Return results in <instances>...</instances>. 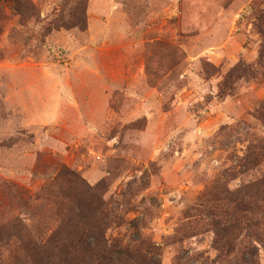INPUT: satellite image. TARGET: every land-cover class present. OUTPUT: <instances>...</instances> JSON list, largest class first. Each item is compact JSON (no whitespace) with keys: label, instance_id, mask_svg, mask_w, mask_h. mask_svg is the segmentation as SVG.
<instances>
[{"label":"rangeland","instance_id":"1","mask_svg":"<svg viewBox=\"0 0 264 264\" xmlns=\"http://www.w3.org/2000/svg\"><path fill=\"white\" fill-rule=\"evenodd\" d=\"M259 139L264 0H0V224L19 215L46 239L60 199L43 187L66 167L99 186L109 243L224 264L197 209ZM260 177L264 161L229 189Z\"/></svg>","mask_w":264,"mask_h":264},{"label":"trees","instance_id":"2","mask_svg":"<svg viewBox=\"0 0 264 264\" xmlns=\"http://www.w3.org/2000/svg\"><path fill=\"white\" fill-rule=\"evenodd\" d=\"M29 5L28 10L34 9L30 1ZM83 24L84 21L70 22L63 26ZM233 74L249 77L251 67L240 63ZM263 161L264 139H259L256 145L250 144L241 158L239 171L231 168L228 174L214 180L197 209L200 216L195 222L215 232L217 261L224 264H260L255 241L264 244V177L234 191L229 189L228 182L240 173L256 170ZM99 190V186H86L78 173L63 167L43 187L45 195L60 199L56 207L61 218L57 227L43 240L24 219L11 214L0 224V246L18 241L17 264H161L160 248L151 241L142 240L135 249L109 243L108 221Z\"/></svg>","mask_w":264,"mask_h":264}]
</instances>
